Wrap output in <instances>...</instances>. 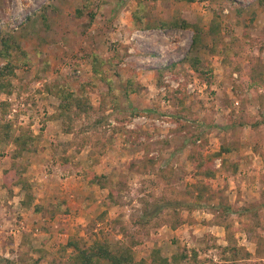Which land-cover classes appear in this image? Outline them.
I'll list each match as a JSON object with an SVG mask.
<instances>
[{
	"label": "rangeland",
	"instance_id": "obj_1",
	"mask_svg": "<svg viewBox=\"0 0 264 264\" xmlns=\"http://www.w3.org/2000/svg\"><path fill=\"white\" fill-rule=\"evenodd\" d=\"M137 1L92 0L90 9L77 16L75 9L84 0H0V48L1 38L10 37L27 56L14 69L12 91L0 94V102L8 104L12 135L24 131L35 139V146L14 160V143L0 142L1 173L11 166L23 168L27 181L36 184L44 175L56 182L87 180L94 171L83 169L81 161L83 166L103 157L117 161L113 179L105 175L101 180L106 194L113 193L111 198L106 196L101 206H86L87 215L68 230L58 225L59 219L43 221L34 238L14 240L8 233L10 221L0 216V264L3 259L29 258L56 264L69 237H81L86 245L97 238L134 241L133 258L146 264L153 247L168 258L195 249L201 264H264V206L255 217L251 212L221 215L216 207L219 197L214 196L221 195L223 204L235 209L264 201V6H257L258 0H197L183 12L184 4L173 0H145L144 22H138L136 31L130 13ZM215 14L227 53L222 41L212 52L214 41L206 27ZM183 15L203 28L195 51H190V30L169 24L164 29L143 27ZM94 56L107 62L95 65ZM4 64L0 58V67ZM94 66L98 74H90ZM130 78L142 89L126 95L123 89ZM81 82L95 85L88 92L92 109L85 116L73 115L72 121L58 118L60 129L71 127V139L41 137L48 134L47 120L56 116L58 106V98L47 88L60 84L73 89ZM112 97L117 103H110ZM43 100L56 110L52 115ZM250 121L258 127L252 129ZM117 137V147L109 149ZM221 144L232 148L223 155L224 164L203 160V154L217 151ZM46 147L55 156L41 155ZM29 152L35 154L30 168ZM205 168L214 176L207 177ZM205 180L213 196L196 207L190 192L195 182ZM12 186V192L18 189L14 182ZM53 193L54 201L63 204ZM225 223L236 245L244 249L235 261L222 256ZM170 264L191 262L186 258Z\"/></svg>",
	"mask_w": 264,
	"mask_h": 264
},
{
	"label": "trees",
	"instance_id": "obj_2",
	"mask_svg": "<svg viewBox=\"0 0 264 264\" xmlns=\"http://www.w3.org/2000/svg\"><path fill=\"white\" fill-rule=\"evenodd\" d=\"M174 1H185V2H195L197 0H174ZM202 1V0H201ZM260 6H264V0H258ZM93 5L92 0H84V3L80 8L75 9V13L77 16H80L83 12H86ZM145 0H138L136 9L132 13V24L134 29H138V22H144L145 10H146ZM142 11V12H140ZM90 16L92 13H88ZM169 24L172 27L180 28L184 30L192 31L191 45L190 51H195L198 49V46L202 43V35L203 28L200 27L193 21H189L181 16L179 19H175L170 23L166 21H159L156 25L151 26L146 23L143 24V27L151 29L153 27L164 29ZM207 34L213 39L214 49L212 52H216L215 48L217 44L220 45V41L222 38L221 35V27L218 16H215L210 21V24L207 29ZM223 43V41H222ZM216 45V47H215ZM1 48H0V58L5 59V64L0 67V94L5 93L9 94L12 91V77L14 76V69L20 66L22 62H25L27 56L24 51H22L18 44L12 40L10 37L1 38ZM225 53L228 52V46L226 44L221 45ZM15 55V56H14ZM114 58V57H111ZM195 59V58H193ZM95 65L105 64L107 60L99 59L94 56ZM195 60H192L191 66H194ZM93 74L99 73V68L94 66L92 68ZM94 83L89 82H81L79 83L78 89L73 90L68 87V85H60L53 84L47 88V91L53 93L55 97L58 98V106L56 117H63L72 121V116L75 115L77 117L81 115H86L92 109V105L89 99V91L94 89ZM142 89L141 85H136L133 79H127L126 84L124 86V94L128 95L129 93L136 92ZM108 91L113 92L112 87L108 86ZM117 98L112 97L110 103H117ZM181 102V101H180ZM179 102V103H180ZM8 112V104L5 102H0V142H10L14 143V150L11 153L12 158L19 157L24 151L29 150L31 147L35 146V139L28 135L26 132H21L19 135H12L11 131V122L9 119H6ZM231 116L233 114H230ZM120 121V122H119ZM118 124H122L121 120L117 121ZM231 125L235 124V121H231ZM241 125L242 122L239 121ZM249 126L252 129H256L258 127L257 122H248ZM69 127H65V132H71ZM113 131H119V128H113ZM132 133V132H131ZM232 150L230 146L221 144L220 148L217 151H214L210 154H203L202 158L204 161L208 163L212 162L215 159H219L221 165L226 162L225 157L223 156L226 153H229ZM256 150V149H255ZM203 152V149H201ZM200 165V164H199ZM198 166V165H197ZM201 166V165H200ZM236 165H234V169H236ZM206 169V168H205ZM205 175L207 177L214 176L213 170L207 168L205 170ZM106 178L105 175H98L96 173H91V177L88 180L89 184H97L103 187L102 179ZM14 180V181H13ZM19 185L21 190L24 192L23 204L29 205L34 200V194L31 189V185L27 181V179L23 176V168H14L10 167L7 170L3 171V185L7 186L11 191V184ZM213 191L208 180L205 181H197L193 184L191 189V197L192 204L196 207H199L205 199H207L210 195H212ZM113 193L109 191L107 197L110 199ZM219 197V202L216 207H218V212H221V215H229L233 213H237L239 215H244V213L251 212L253 217L258 213V210L264 206V201L255 202L250 204L249 206H244L241 208L235 209L230 205L226 206L223 204L221 195H214ZM37 205L35 206V210H37ZM259 208V209H258ZM54 209L60 210V204H55ZM174 226H177L180 221H177ZM173 226V227H174ZM225 230L224 240L225 245L221 246V252L224 260L235 261L239 258V256L244 251L243 247L236 245L235 239L232 237V233L230 232V225L225 223L223 225ZM136 244V242L131 243H123V242H110L107 240H101L99 238L95 239L91 244L86 245L81 237H69L67 242L61 246L58 254H57V263L63 262V264H146L144 259L135 260L132 255V247ZM248 253H245L247 255ZM188 258L191 264H201L199 259L197 258V252L195 249L182 250L178 254L172 255L171 258H168L162 255L159 247H153L149 254V263L150 264H170V263H178L182 259ZM38 259H23L21 261H13L9 259H3L2 264H38Z\"/></svg>",
	"mask_w": 264,
	"mask_h": 264
},
{
	"label": "crops",
	"instance_id": "obj_3",
	"mask_svg": "<svg viewBox=\"0 0 264 264\" xmlns=\"http://www.w3.org/2000/svg\"><path fill=\"white\" fill-rule=\"evenodd\" d=\"M175 2H177V1H175ZM193 3L194 2H185V1L177 2V4H179L180 6L184 4L183 7L181 6L182 9H180L183 12L186 10H189L186 8H190L191 7L190 4H193ZM258 5H260V4L258 3L257 6ZM257 12H259V15L262 16V13L260 10H258ZM130 14L132 15V12ZM182 14H184V13H182ZM130 18H131L130 19L131 20L130 25H131L132 16ZM184 18L189 20V21H193L191 18H186V16H184ZM238 18H236V19H238ZM263 22H264V20L261 21L260 25H262ZM206 28L208 29V27H206ZM138 29H136V31ZM91 73L93 74V70L90 69V74ZM77 89H78V87L73 88V90H77ZM49 95H51V94H49ZM51 97H53L55 100L57 99V97H55V95H53ZM42 102L45 105V107L51 109V111H48L49 114L52 115L53 112L56 111L54 109L52 110L51 106L47 105V101L43 100ZM58 102H59V100L55 101L56 104H58ZM53 126L55 127V130H54ZM46 127L48 128V134L47 135L44 134L41 137H47V139L52 140V141H56V140H58V138H62V137L71 139V137H67V135L71 136L74 134L73 132H65L63 129H60V122L58 120V117H56L55 115H53L50 119L47 120ZM52 127H53V129H51ZM56 127L59 129H56ZM119 133H121V132H119ZM118 135H120V134H118ZM122 136H124V134ZM126 137L128 138L129 136H126ZM118 139H119V137H117V139L113 141V144L111 145V148H109V149H112L113 147L114 148L117 147L116 141H118ZM120 140H123V139H120ZM123 144H124V146L129 147V142L125 141V143H123ZM39 152H40V150H39ZM48 152H49V154L51 153L52 156H55L54 153L50 150V148L48 149L47 147L41 152V155L46 154L45 158H50V155L48 154ZM29 154L31 156L30 162H28L29 168H30V167H34V165H35L34 164L35 163L34 162L35 154H34V152H29ZM76 159H78V157H76L74 160H76ZM103 159H104V157L101 159V161L99 163L92 164V166H90V163L92 162L91 160L85 161L86 166H83V162L81 161V165H82L83 169L88 168L89 170H93L96 174H104L107 176L109 175L110 177H112L111 179H113V177L115 175V171L117 170V168L114 169V167L117 165L116 164L117 161L116 160L114 161V158H112V157L111 158L106 157L104 160H107V162H105L104 165H102ZM43 162L46 163L47 165H50L47 160H45ZM25 163H27V161H25ZM46 164L42 163V164H40V166L43 165V167H46L47 166ZM114 164H115V166H114ZM6 167H8V166L7 165L5 167L3 166V168H6ZM0 178H1V182H0V216L4 215L3 217L5 219L4 218L3 219L5 221H7V220L10 221L8 223L12 226L9 227L8 233L11 234L12 237H14V240L18 239L19 241L22 240V238L26 239L27 237H29L31 239V238H34L35 236H37L39 234L37 232L40 230L39 224L44 223V222L48 224L49 220L52 221L54 219H59L60 223H58V225L60 227H66L68 230L69 225H71L72 223L76 224L77 222H79V220H81V221L83 220V217L81 215H87V212H88V210H90V207L85 208L86 206H88V205H90L91 207H93L95 205L101 206L102 203H105L106 196H107V194H106L107 190L105 188H102L100 185H97V184H89L88 180H85V178L82 180L64 178V179H62V181L56 182V181H53L51 179H47L46 175H44L42 178L37 177L36 182L37 181L40 182L38 184L33 183L32 182L33 179H30L29 184L31 185V189H32L33 194H34V200L31 202V204L24 205L23 204L24 192H23V190H21L20 186L14 184V187H18V189L14 190L12 192L8 189L7 186L3 185V172L1 173V171H0ZM57 184H59V185H57ZM96 186L98 188H100L99 191H95L94 187H96ZM12 188H13V186L11 187V189ZM55 191L57 194L56 198H58V200L61 203L64 202L63 204L60 205V210L54 209L55 204H57V202H58V201L55 202L56 200L54 201V199H53L54 198L53 192H55ZM71 197H74L76 200H70L69 198H71ZM47 202H50V203H47ZM36 205L38 207L37 210H35ZM47 205H49L48 208H46ZM66 209H68L69 211L66 212ZM33 221H36L38 223L36 225L34 224V226H33V224H32Z\"/></svg>",
	"mask_w": 264,
	"mask_h": 264
}]
</instances>
